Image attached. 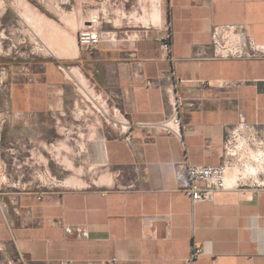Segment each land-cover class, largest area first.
<instances>
[{
    "label": "crops",
    "instance_id": "0c3cea01",
    "mask_svg": "<svg viewBox=\"0 0 264 264\" xmlns=\"http://www.w3.org/2000/svg\"><path fill=\"white\" fill-rule=\"evenodd\" d=\"M27 8L24 31L52 41L49 55L1 68L0 247L20 264H264V141L246 169L229 167L211 202L192 203L174 173L219 163L225 130L241 119L264 137V56L208 58L217 24H243L264 46V0H74L65 14L34 6L32 17ZM92 27L111 39L87 50L77 35ZM175 97L183 142L141 126L168 115ZM60 149L83 184L44 188Z\"/></svg>",
    "mask_w": 264,
    "mask_h": 264
},
{
    "label": "built area",
    "instance_id": "2783aa9c",
    "mask_svg": "<svg viewBox=\"0 0 264 264\" xmlns=\"http://www.w3.org/2000/svg\"><path fill=\"white\" fill-rule=\"evenodd\" d=\"M159 0H137L138 4H154ZM111 37L102 34L96 27L80 30L77 42L84 49H93L103 40ZM160 46L166 52L170 51V34L167 33L160 39ZM208 47L209 59H246L264 56V46L256 45L246 33L243 24H217L210 30ZM4 70L0 69V86L3 83ZM202 85L207 84L200 81ZM151 85V82H148ZM90 87L78 85V92L89 95ZM183 101L175 97L171 112L163 119L152 123H141V126L158 134L172 135L183 142V123L180 116V107ZM9 118L0 115V125ZM127 124V123H125ZM130 130V127H129ZM125 138H130V132L125 133ZM264 137L259 135L255 126L241 119L238 124L225 130L224 141L221 150V159L217 164L191 165L178 163L175 165V178L178 188L188 195L192 203L206 201L211 202L214 196L227 188V171L231 166L246 169L252 160L251 149L260 147ZM201 248H195L190 260H195L200 254ZM114 260V259H113Z\"/></svg>",
    "mask_w": 264,
    "mask_h": 264
},
{
    "label": "rangeland",
    "instance_id": "374dc122",
    "mask_svg": "<svg viewBox=\"0 0 264 264\" xmlns=\"http://www.w3.org/2000/svg\"><path fill=\"white\" fill-rule=\"evenodd\" d=\"M28 8L26 12L32 17L31 12H37L33 9L38 7V12L43 13L45 9L52 11L55 15L65 14L66 9L74 2V0H26ZM10 3V9L4 17H0V69L6 67L12 62L20 59L36 57L40 55H49L50 52L46 45H50L52 39L48 36L35 35L30 30L24 31L23 21L18 16L20 6L24 0H0V11L4 7V3ZM21 3V4H20ZM24 10V9H23ZM22 10V11H23ZM29 24V23H28ZM31 26V25H30ZM35 30V28H33ZM37 31V30H36ZM9 119L3 123H8ZM4 128V127H3ZM2 132L0 133V140ZM81 148H75L74 152H70V159L74 160L75 166H79L82 161ZM66 152L60 149L58 164L54 165L57 174L52 176L44 174L39 182L42 187H56L63 189L71 186L83 184L82 181L69 178L68 174L72 173L73 166L63 157ZM0 264H20L15 259V255L11 249L4 250L0 247Z\"/></svg>",
    "mask_w": 264,
    "mask_h": 264
}]
</instances>
